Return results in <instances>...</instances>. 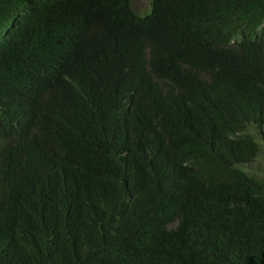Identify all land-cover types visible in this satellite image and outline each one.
<instances>
[{
  "label": "trees",
  "instance_id": "16d2710c",
  "mask_svg": "<svg viewBox=\"0 0 264 264\" xmlns=\"http://www.w3.org/2000/svg\"><path fill=\"white\" fill-rule=\"evenodd\" d=\"M0 0V264H264V0Z\"/></svg>",
  "mask_w": 264,
  "mask_h": 264
},
{
  "label": "rangeland",
  "instance_id": "374dc122",
  "mask_svg": "<svg viewBox=\"0 0 264 264\" xmlns=\"http://www.w3.org/2000/svg\"><path fill=\"white\" fill-rule=\"evenodd\" d=\"M134 10L139 14L146 13L148 9V1L147 0H134ZM249 174L258 175L260 178L264 180V139L260 143V153L255 161L250 167L245 169Z\"/></svg>",
  "mask_w": 264,
  "mask_h": 264
}]
</instances>
